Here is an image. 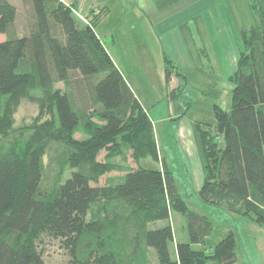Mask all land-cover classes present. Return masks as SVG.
<instances>
[{
    "label": "trees",
    "instance_id": "16d2710c",
    "mask_svg": "<svg viewBox=\"0 0 264 264\" xmlns=\"http://www.w3.org/2000/svg\"><path fill=\"white\" fill-rule=\"evenodd\" d=\"M15 0H0V141L24 100L39 118L6 150L0 147V264H46L43 236L60 240L68 264H236L233 232L214 246L205 241L213 223L188 206L174 170L161 156L153 122L95 29L107 10L83 23L61 0H30L27 33L16 29ZM255 25L244 29L230 108L214 105V123L196 124L204 150L200 201L250 218L264 227V0H249ZM165 60V79L173 70ZM73 72L80 78L70 81ZM179 75V74H178ZM63 82L71 90L57 85ZM182 85L169 90L177 101ZM81 132L82 139L75 138ZM60 147L76 173L51 195L42 193L43 157ZM86 150L87 158L76 156ZM128 152L136 166L101 163ZM111 161V160H110ZM125 172L124 180L98 186L102 174ZM96 203L100 214L88 219ZM184 215L188 243L174 242L171 214ZM203 245L195 250L192 245Z\"/></svg>",
    "mask_w": 264,
    "mask_h": 264
},
{
    "label": "rangeland",
    "instance_id": "374dc122",
    "mask_svg": "<svg viewBox=\"0 0 264 264\" xmlns=\"http://www.w3.org/2000/svg\"><path fill=\"white\" fill-rule=\"evenodd\" d=\"M234 3L232 8L227 4L225 16L216 10L210 13L213 21H186L182 29L189 32L184 37L182 30H178L181 36H174L171 32V42L182 47L186 53L180 51L174 53L169 45L167 37L157 36L156 39L139 33L138 28H132V21L125 20L112 6L113 11L108 18L98 23L97 34L108 45L113 58L125 75L132 91L141 101L143 107L149 113L153 122L159 152L174 170L176 184L180 193L187 201L191 210L205 215L213 223L214 230L206 238L205 247L216 245L228 233L233 232L236 239V251L238 262L236 264H264V227L258 225L248 217L230 213L224 209L204 205L198 196V190L203 185V161L204 150L201 137L195 130L196 124L214 123V105H221L224 109L231 106V97L234 84L230 76L237 69V61L241 49V35L244 29L255 25L251 13L249 0H230ZM18 8L16 29L20 34H26L29 24L33 19V11L30 0H15ZM228 3V0H225ZM219 17V19H218ZM217 18V21L215 20ZM219 27L220 31H217ZM186 28V29H185ZM189 29V30H188ZM5 40V35L0 34V42ZM197 53H188L194 50ZM163 49V52L161 51ZM163 53H161V52ZM172 61L169 64L173 74L169 83L165 79V60ZM114 61V62H115ZM179 74V75H178ZM80 78L78 72H73L71 80ZM182 85V93L177 101L168 99V92ZM70 85L60 82L57 87L63 91ZM173 115L177 118L186 117L187 126L190 122L195 132V138L189 144L192 149L187 150L176 137L177 122H171ZM180 116V117H179ZM47 117L39 118V107L30 100H24L13 116V125L3 135L0 141L2 150L8 148L7 144L19 135L25 133L26 140L33 134L28 129L33 123L41 124ZM190 129V128H189ZM191 134V132H189ZM170 135H173L170 137ZM75 138L82 139L83 134L78 132ZM62 151L56 145L49 149V153L43 157L42 193L51 195L66 179L76 173L70 163L60 158ZM107 151H102L98 156L101 163L122 167L136 166L128 152V159L124 161L122 156L112 159L106 158ZM192 153V155H190ZM77 158H87L86 150L81 151ZM125 172L112 170L102 174L97 182L98 186L114 185L124 180ZM102 204L96 203L88 214V219L100 214ZM171 225L174 231V242L170 245L173 259L177 258V244L188 243L189 234L183 214L173 212ZM40 250L46 264H68L70 256L62 247L60 240L48 235L42 237ZM195 250L203 249V245H192ZM148 264H160L153 249L145 252Z\"/></svg>",
    "mask_w": 264,
    "mask_h": 264
},
{
    "label": "crops",
    "instance_id": "0c3cea01",
    "mask_svg": "<svg viewBox=\"0 0 264 264\" xmlns=\"http://www.w3.org/2000/svg\"><path fill=\"white\" fill-rule=\"evenodd\" d=\"M65 4L71 5L74 9V13L81 20V22L88 23L93 17V13H98L101 10H107L106 15L101 19L108 18L113 11L112 6L117 7V11L124 17L125 20H131L132 28L135 30L138 28L139 33L147 35L152 39H156L157 36L167 37L169 45L174 53L177 54L178 51L181 53H186L183 48L174 45L171 42V32L173 31L174 36H181L179 29L183 32L184 37L189 36V32H185L184 22L194 21H213V18L210 16L212 11L216 10L218 14L222 13L224 18H226L225 11L227 4L232 8L234 3L228 0V3L225 0H61ZM232 10H234L232 8ZM252 13V12H251ZM219 19V17H218ZM217 21V18L215 19ZM96 26V33H97ZM186 29V28H185ZM189 30V29H188ZM217 31H220L217 27ZM100 37V35H98ZM108 50L110 51L108 45ZM163 52V49H161ZM160 51V52H161ZM161 52V53H162ZM195 53L197 58V53L194 50H189L188 53ZM111 53V51H110ZM163 54V53H162ZM113 58V55L111 53ZM199 61L200 59L197 58ZM115 61V59L113 58ZM116 63V61H115ZM117 64V63H116ZM119 66V65H118ZM160 66H165V64H160ZM180 117V116H179ZM170 121L177 122L178 126L176 129V137L180 141L183 147L187 150L188 148L192 149L189 144L195 145L190 139L195 138V132L191 128V123L188 122L187 126H183L186 123V117L177 118L173 115H170ZM184 122V123H183ZM183 123V124H182ZM190 128V129H189ZM191 132V134H189ZM173 135H170L172 137ZM192 155V153H190ZM200 190V189H197Z\"/></svg>",
    "mask_w": 264,
    "mask_h": 264
}]
</instances>
